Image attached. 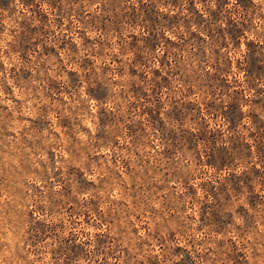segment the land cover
<instances>
[{
    "label": "rangeland",
    "instance_id": "1",
    "mask_svg": "<svg viewBox=\"0 0 264 264\" xmlns=\"http://www.w3.org/2000/svg\"><path fill=\"white\" fill-rule=\"evenodd\" d=\"M0 264H264V0H0Z\"/></svg>",
    "mask_w": 264,
    "mask_h": 264
}]
</instances>
